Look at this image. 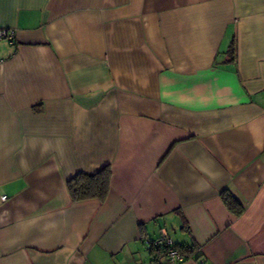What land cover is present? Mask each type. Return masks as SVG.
I'll list each match as a JSON object with an SVG mask.
<instances>
[{"label":"crops","instance_id":"obj_1","mask_svg":"<svg viewBox=\"0 0 264 264\" xmlns=\"http://www.w3.org/2000/svg\"><path fill=\"white\" fill-rule=\"evenodd\" d=\"M0 29V264H154L162 229L264 264V0H0Z\"/></svg>","mask_w":264,"mask_h":264},{"label":"trees","instance_id":"obj_2","mask_svg":"<svg viewBox=\"0 0 264 264\" xmlns=\"http://www.w3.org/2000/svg\"><path fill=\"white\" fill-rule=\"evenodd\" d=\"M235 46L231 43L228 50L230 56H234ZM111 171L108 166L103 167L97 173L93 175L78 172L66 181L68 193L72 201H84L90 199H96L103 201L108 193L110 183ZM221 196L227 208L230 209L236 216L240 215L243 208L240 204L227 192L223 191ZM156 247V246H155ZM173 247L179 250L185 255V258L190 256L195 250L194 246H182L173 242ZM157 248V254L160 255L163 252L162 248ZM157 260V259H156Z\"/></svg>","mask_w":264,"mask_h":264},{"label":"built area","instance_id":"obj_3","mask_svg":"<svg viewBox=\"0 0 264 264\" xmlns=\"http://www.w3.org/2000/svg\"><path fill=\"white\" fill-rule=\"evenodd\" d=\"M13 38V30L0 29V41L3 39H7L12 43ZM6 199V195H0V202H4L6 201ZM153 243L156 247L163 249V252L159 255V260L154 264H178L186 259L183 253L173 247V241L164 229L161 230L159 237L156 238Z\"/></svg>","mask_w":264,"mask_h":264},{"label":"rangeland","instance_id":"obj_4","mask_svg":"<svg viewBox=\"0 0 264 264\" xmlns=\"http://www.w3.org/2000/svg\"><path fill=\"white\" fill-rule=\"evenodd\" d=\"M174 234L172 233V236H173Z\"/></svg>","mask_w":264,"mask_h":264}]
</instances>
